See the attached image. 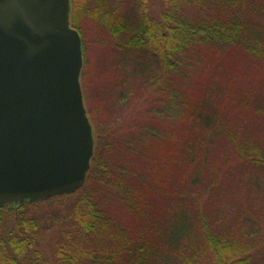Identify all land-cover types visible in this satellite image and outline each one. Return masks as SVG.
<instances>
[{
	"label": "trees",
	"instance_id": "1",
	"mask_svg": "<svg viewBox=\"0 0 264 264\" xmlns=\"http://www.w3.org/2000/svg\"><path fill=\"white\" fill-rule=\"evenodd\" d=\"M123 1L71 0V24L85 59L88 30L105 32L95 42H108L148 92L134 91V81L123 85L116 110H128L135 97L140 106L122 121L106 112L100 124L87 109L95 147L81 188L0 205V264H264V203L227 207L243 193L234 184L248 175L254 182L261 172L254 189L264 193L263 145L237 116L209 109L199 90L231 57L264 72V0H160L156 11L155 0ZM235 82L232 108L252 111ZM214 119L220 128H210ZM174 138L175 172L179 163L190 168L176 187L163 154L171 141L173 155ZM206 140L226 144L208 170L207 156L196 153ZM50 229L58 232L52 262L43 244Z\"/></svg>",
	"mask_w": 264,
	"mask_h": 264
},
{
	"label": "water",
	"instance_id": "2",
	"mask_svg": "<svg viewBox=\"0 0 264 264\" xmlns=\"http://www.w3.org/2000/svg\"><path fill=\"white\" fill-rule=\"evenodd\" d=\"M71 0H0V205L81 188L94 155Z\"/></svg>",
	"mask_w": 264,
	"mask_h": 264
},
{
	"label": "rangeland",
	"instance_id": "3",
	"mask_svg": "<svg viewBox=\"0 0 264 264\" xmlns=\"http://www.w3.org/2000/svg\"><path fill=\"white\" fill-rule=\"evenodd\" d=\"M115 5L123 4V0H114ZM125 4V3H124ZM124 11H127V6L123 5ZM161 8L160 0H155L153 2V10H159ZM91 27V26H90ZM89 31V32H88ZM87 34V47H86V58L84 57L83 51V67L81 71V86L84 95L85 106L97 122L102 124L101 114L108 112L115 113L119 115V120H124L126 117L131 116V111L138 112L139 97H135L130 103L128 110H116L114 98L117 93L123 88V85L131 82H137L133 85V90H137V93L146 94L147 88L143 87L140 81H135L131 75V67H123L118 61V52L114 51L113 48L109 46L108 42H95L94 37L98 34V37L105 36V32L98 31L101 33H96L93 29L88 30ZM122 66V67H121ZM83 74V76H82ZM213 74V75H212ZM212 74L205 76L202 86L199 88L200 95L204 99H208L211 104L209 109L217 110L219 116L223 118H232L237 116V123L241 124L244 128L243 131L249 133L253 132L264 148V72L260 70L254 64L251 65L250 60L238 56L228 60H223L217 67L214 68ZM252 74V75H249ZM136 77V75H135ZM236 78V79H235ZM127 80V82H126ZM236 80V85L242 88V92H246L250 95V99L246 100L248 103L253 104V110L248 112L245 109L238 110L232 108L230 98H234V92L232 89V81ZM208 81V82H207ZM128 85V84H127ZM242 94H240L241 97ZM254 95V99L252 100ZM229 104V105H228ZM127 105V106H128ZM102 110V111H101ZM88 112V111H87ZM90 118V117H89ZM235 120V119H233ZM215 121V119H214ZM220 124L215 121L211 125V129L217 127L220 128ZM210 133V131H209ZM214 139V136L211 138ZM173 141V140H172ZM177 146L173 147V155L170 154V148L173 144H167L169 153L164 154V159L166 164L169 166L167 169L168 174L174 178L172 181L173 186L185 185L188 180L190 168L183 164H176L177 170L173 168V158L177 157L179 154V140H175ZM215 142V143H214ZM214 142H209L206 140L202 145H197L198 157L206 155V165L205 170L211 169L213 162L217 153L223 149L226 144L215 140ZM199 146H204L200 148ZM264 152V151H263ZM261 172L254 174L253 179H248L245 177L242 182L234 184L238 189H242L243 193L236 197V200L232 203H227V207H234L238 210H242L244 207H249L250 209L258 208L264 203V193L256 191L254 188V183L260 181ZM178 183V184H177ZM240 183V184H239ZM53 205L44 204L42 206L43 211H51ZM58 238V232L55 229H50L46 231V236L43 241L45 247V253L51 260L54 259V248L55 241Z\"/></svg>",
	"mask_w": 264,
	"mask_h": 264
}]
</instances>
